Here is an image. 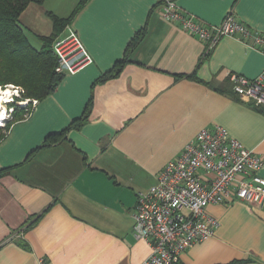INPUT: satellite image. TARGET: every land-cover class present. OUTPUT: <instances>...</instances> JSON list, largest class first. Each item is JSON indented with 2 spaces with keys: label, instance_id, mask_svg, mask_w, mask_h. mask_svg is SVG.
Returning <instances> with one entry per match:
<instances>
[{
  "label": "crops",
  "instance_id": "0c3cea01",
  "mask_svg": "<svg viewBox=\"0 0 264 264\" xmlns=\"http://www.w3.org/2000/svg\"><path fill=\"white\" fill-rule=\"evenodd\" d=\"M46 1L20 14L28 37L52 32L47 10L67 16L73 9ZM159 1L87 0L67 24L93 61L65 74L0 142V167L13 166L0 177V264H41V258L47 264H142L151 250L132 233L137 194L152 188L164 165L203 128L222 126L260 156L264 177V106L239 100L229 80L231 73L257 76L264 52L235 36H222L207 50L206 42L162 17ZM176 3L205 24L232 12L264 33V0ZM144 26L121 72L95 82ZM191 73L197 80L179 76ZM89 99L79 127L29 155L48 133L79 117ZM207 212L218 228L191 244L180 264H264V204L234 201L209 205Z\"/></svg>",
  "mask_w": 264,
  "mask_h": 264
},
{
  "label": "built area",
  "instance_id": "2783aa9c",
  "mask_svg": "<svg viewBox=\"0 0 264 264\" xmlns=\"http://www.w3.org/2000/svg\"><path fill=\"white\" fill-rule=\"evenodd\" d=\"M161 15L206 42L207 50L220 37L235 36L264 52V33L240 22L232 12L217 24H205L181 9L176 0H163ZM52 49L57 59L55 70L59 73L73 74L93 61L77 33L67 25L64 33L53 39ZM229 80L231 91L239 100L264 106V70L253 78L231 73ZM6 91L13 104L29 105L25 117L38 102L24 97L21 86L0 85L1 97ZM7 115L0 120V126L13 118L12 112ZM262 166L263 159L222 126L201 129L177 157L164 165L156 184L137 194L132 233L137 239L147 241L151 250L142 264H180V255L191 244L213 236L219 220L207 212L209 205L241 201L261 207L264 204V177L259 173ZM40 262L47 264L43 258Z\"/></svg>",
  "mask_w": 264,
  "mask_h": 264
},
{
  "label": "trees",
  "instance_id": "16d2710c",
  "mask_svg": "<svg viewBox=\"0 0 264 264\" xmlns=\"http://www.w3.org/2000/svg\"><path fill=\"white\" fill-rule=\"evenodd\" d=\"M44 1L0 0V84L12 83L21 86L24 90V97L37 100L43 99L52 93L62 81L65 74L55 70L57 59L52 49V42L55 36L65 28L87 2V0H78L67 16H59L55 12L47 10L46 15L52 23V32L49 35H38L41 45L36 48L30 42L27 30L19 21V16L30 3H43ZM162 2L163 0L159 1V3ZM145 31L144 26L135 32L127 45L123 58L116 61L111 69L100 75L95 82L105 81L121 72L124 64L129 60L130 52L142 40ZM179 76L197 80L194 73ZM13 107V118L8 120L4 126H0V142L5 138L9 126L14 121L25 118L26 108H29V105L27 107L13 105ZM90 108L91 99L87 101L79 117L73 119L59 131L48 133L41 146L33 149L29 155L40 147L64 140L68 130L79 127L87 118ZM261 111L264 112V109H261ZM12 168L13 166L0 167V177L9 173ZM23 246L26 247L27 244L23 242Z\"/></svg>",
  "mask_w": 264,
  "mask_h": 264
},
{
  "label": "rangeland",
  "instance_id": "374dc122",
  "mask_svg": "<svg viewBox=\"0 0 264 264\" xmlns=\"http://www.w3.org/2000/svg\"><path fill=\"white\" fill-rule=\"evenodd\" d=\"M69 1H71V0H69ZM69 1H67V3H69ZM46 2L53 3L54 7H56V9H59V10H65L66 8H67V10H71L75 5V4H73V2L71 4L65 5L64 3H62V0H48ZM29 39H30V42L32 43V45L34 47L37 48L40 46V44H41L40 40L36 39L32 35H29ZM10 84H12V83H6L4 85H10ZM0 85H2V84H0Z\"/></svg>",
  "mask_w": 264,
  "mask_h": 264
},
{
  "label": "clouds",
  "instance_id": "9594fccd",
  "mask_svg": "<svg viewBox=\"0 0 264 264\" xmlns=\"http://www.w3.org/2000/svg\"><path fill=\"white\" fill-rule=\"evenodd\" d=\"M9 92L7 93V97L5 98V99H3L2 101H1V103H0V111H2V112H4V114H5V118H7L8 117V112L9 113H13V109L12 110H9V108L11 107V108H14L13 107V105H15V104H13L14 103V101H12V100H9L8 99V97H9ZM13 94H15V93H13ZM0 115H2V113H0Z\"/></svg>",
  "mask_w": 264,
  "mask_h": 264
},
{
  "label": "bare ground",
  "instance_id": "6f19581e",
  "mask_svg": "<svg viewBox=\"0 0 264 264\" xmlns=\"http://www.w3.org/2000/svg\"><path fill=\"white\" fill-rule=\"evenodd\" d=\"M7 93H8V91L3 92V97H2V99H0V102L3 100V98H6L7 97ZM0 94H1V92H0ZM0 97H1V95H0ZM0 113H2V115H0V120H2V119L5 118V114L2 111H0Z\"/></svg>",
  "mask_w": 264,
  "mask_h": 264
},
{
  "label": "snow or ice",
  "instance_id": "6c2138e0",
  "mask_svg": "<svg viewBox=\"0 0 264 264\" xmlns=\"http://www.w3.org/2000/svg\"><path fill=\"white\" fill-rule=\"evenodd\" d=\"M0 99H2V97H0Z\"/></svg>",
  "mask_w": 264,
  "mask_h": 264
}]
</instances>
